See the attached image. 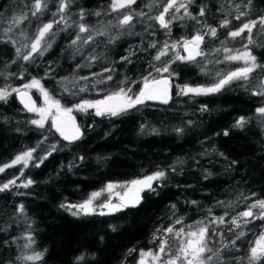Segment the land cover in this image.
Listing matches in <instances>:
<instances>
[{
	"label": "trees",
	"instance_id": "obj_1",
	"mask_svg": "<svg viewBox=\"0 0 264 264\" xmlns=\"http://www.w3.org/2000/svg\"><path fill=\"white\" fill-rule=\"evenodd\" d=\"M34 2L1 1L0 88L12 89L35 78L65 107L104 99L120 87H131L129 94L134 95L149 73L154 78L170 77L174 90L167 103L145 100L117 116H97L93 109L74 112L83 131L75 141L65 140L50 123L43 128L33 125V113L15 95L0 101V166L35 149L23 171L15 166L0 172V186L20 173L23 185L33 181L28 187L15 183L0 191V264H134L135 257L130 255L156 248L160 237L167 240L166 249L174 255L181 244L176 231L204 226L208 247L218 253L209 264H248L249 250L264 232V219L248 218L245 223L239 216L254 202L264 200V116L256 111L264 107V96L253 94L264 79V69L254 71L248 81L234 80L211 95H183L176 92V86L212 85L234 70L237 65L225 59L229 53L224 48L237 52L247 45L257 63L264 65V25L257 23L252 29L251 44L247 31L241 37L227 35L243 23L259 21L264 16V0L250 4L248 0H193L188 11L200 22L180 19L184 9H173L166 19H175L167 29L153 18L166 0H135L115 11L113 0H70V8L63 13L68 24L54 23L55 35L45 38L51 48L25 61L16 48L26 53L29 48L25 46L33 42L37 29L60 19V0H46V8L32 16ZM200 8H205L202 17L198 16ZM240 12L246 15L235 19ZM23 14L28 19L19 27L12 25L13 31L6 34L13 18ZM128 14L133 16L131 23L119 26L118 21ZM224 19L231 21L227 28L220 27ZM79 23L91 30L80 35L91 34L93 39L87 45L81 41L73 46ZM209 27L216 28L217 34L204 35L203 55L176 59L183 54L185 40L198 32L207 33ZM100 31L105 34H96ZM165 43L177 47H169L158 61L155 57ZM165 63L174 75L155 72ZM108 76L112 79L107 80ZM202 107L207 111H201ZM240 117L245 118V126L233 127ZM224 131L229 134L223 135ZM53 145L55 151L48 155ZM157 171H164L166 177L155 182L154 192L144 191L136 207L104 215H73L61 207L88 200L109 182L138 180ZM233 219L239 228L231 223ZM170 227L173 233L165 231ZM241 231L244 235L237 239ZM32 253H41V259H23Z\"/></svg>",
	"mask_w": 264,
	"mask_h": 264
},
{
	"label": "snow or ice",
	"instance_id": "obj_2",
	"mask_svg": "<svg viewBox=\"0 0 264 264\" xmlns=\"http://www.w3.org/2000/svg\"><path fill=\"white\" fill-rule=\"evenodd\" d=\"M193 2V0H166V3L160 13L153 17L160 26L163 28H169L172 17L168 20L165 19L167 14L170 10H175V12H180L181 9H184V15L179 17L180 19H184L185 17L197 20L199 23L197 16H193L189 11V5ZM135 3V0H113L111 5L112 10H118L121 8L129 7L131 4ZM248 3H251V0H248ZM71 2L70 0H60L58 14L60 15L59 20L51 21L48 23L43 24L41 27L37 29L35 38L33 42L25 47H28L29 50L26 53H22L20 48H16V53L19 57H22L23 60L28 61L32 59L33 54L43 55L44 51L48 48H51V42L46 40V37L54 36L55 34L52 33L53 25L59 24L63 22L64 24H68L67 19L63 15V13L70 8ZM44 8H46V0H35V2L31 5V14L32 16H36L38 13H41ZM95 15L99 16L100 13L97 12ZM205 15V8H200L198 12V16ZM245 12H240L239 15L235 17V19H240L241 17L245 16ZM84 13L83 10L80 13L81 19H83ZM28 19L26 14L13 18L11 21V25L9 28L5 29V33H10L13 31L12 25L19 27L20 23L24 20ZM133 20V16L128 14L124 15L121 20L118 21L119 26L129 25ZM231 23L230 20L224 19L220 27L227 28L228 25ZM259 23L260 25H264V16H261L259 21H249L247 23H243L238 29L234 31H229L227 33L228 36L232 38L241 37L245 31L249 33L247 36L248 43L251 44L252 36L251 32L252 29ZM71 26V25H68ZM80 33H91V30L83 23L78 24V32L76 34V38L72 40V45L75 46L78 42H83L85 45L90 43L93 39V35L89 34L86 37H82ZM98 35H104L103 31L96 33ZM210 34L212 37H215L217 34L216 28H208L207 33L201 34L200 32L196 33L190 40H185L181 45L185 51L188 52V56H179L177 55L176 59L179 60H194L197 55H203L202 52L198 51L199 45L203 42L204 35ZM9 42L15 45L16 41L11 40L9 37ZM109 42H113L112 39ZM180 42H177L179 44ZM177 44H173L169 46L165 43L164 48L161 49L158 54L156 55L155 59L160 60L162 56L167 55V49L169 47L176 48ZM151 47H155V44H152ZM219 51V50H217ZM224 52L229 53L225 57L228 61H242L244 66L236 69L235 71L229 72L220 76L216 80L215 83L208 87H191L185 85L184 87L180 88V94L188 95H211L220 92L225 88L226 85L231 84L234 80H242L248 81L250 75L256 71L257 69H264V65H260L256 61V57L252 55L251 50L247 48L245 45L244 51H237L236 54H231L232 50L228 48L223 49ZM94 59V57L90 58ZM123 59L127 60L128 57H124ZM14 62V61H13ZM174 62V61H173ZM170 64L165 63L162 67L155 68V72L157 74L162 73H169ZM203 70V69H202ZM105 71H111L110 69H106ZM174 75V73H169V76ZM219 75V74H218ZM21 78H23L21 76ZM81 79H87V77H81ZM112 77L108 76L107 80H111ZM100 83H104L105 81L101 80ZM37 88L44 96V102L47 105L45 108H38L35 106V103L31 101L30 97H27V90L31 88ZM169 88H170V79L162 78L156 79L149 73L148 76L143 78V87L140 91L134 95H130L129 93L132 92L131 87L127 89L124 87H120L117 91L112 92L111 94L107 95L104 99L100 100H84L79 104L74 105L73 107H62L59 100H52L49 96V93L41 86L40 81L33 78L30 83L25 84L21 88H12L9 90L8 88H0V101H7L8 97L12 95V93H16L20 98L21 102L24 104V107L30 112H36L39 114L40 119L32 120L31 123L33 125H37L40 128L44 127V124L49 116L52 118V128L56 130L65 140L68 141H75L82 137L83 133L81 132L79 126L75 122V117L72 115V112H86L88 109H93L95 115L97 116H117L121 113L126 112L128 109L135 107L138 104H142L145 100H154L160 99L164 103L168 102L169 97ZM86 88H81L80 91H85ZM67 91V89H65ZM254 95L264 96V79H262L259 83L258 90L253 92ZM53 109L54 114H53ZM201 111H207L206 107H202ZM256 111L261 115L264 116V107H260L256 109ZM246 124V120L244 117H240L233 127L236 128H243ZM155 131V130H153ZM177 131H183V129H177ZM229 133L228 131H224L223 135L227 136ZM35 149L29 150L24 152L20 155H17L15 159L12 161L10 165H4V167H0V172L4 171V168L11 167L16 164H23L27 167L28 162L33 158V152ZM51 151H55V146H52V149L48 152V155H51ZM47 156L43 157L40 160V163L43 162V159H46ZM80 159H83L81 157ZM36 166H39L37 164ZM175 170V169H173ZM166 177V173L164 171H157L150 176L145 177L144 179L140 180H133L128 182V184L119 185V187L126 189L123 195H120V203L119 204H112L111 201H107L106 203L101 204L99 207L101 209L107 208L109 212L113 211H120L125 207H136L140 201L142 200L141 193L144 191L154 192L155 188H153L154 181H160ZM33 181L31 179L27 180V182L23 185L24 187H28L31 185ZM10 184H15V180H10L8 183L3 184L0 186V191L7 190ZM117 185L108 184L106 186V190L111 192ZM131 192L132 195L129 196L128 193ZM100 193L96 192L92 194V198L85 201L80 205H61V207H66L68 210L72 208L78 209V211L73 212V215H79L80 212L84 214H89L90 212H94L95 209L92 207L93 200L99 197ZM193 203H195L193 201ZM174 207V206H173ZM254 209H258V212H254ZM20 211H23V206H20ZM99 214L104 215L103 211ZM239 216L244 220L245 223L249 222L248 218L252 219H264V200H259L254 202L251 206H249L248 210L239 214ZM220 223H223V217L218 218ZM177 223H180L178 220ZM231 223L239 228L240 223L233 219ZM167 233H173V228L165 229ZM175 236L179 239V237L183 234V229L176 231ZM208 229L207 226L199 228L197 231L189 232L186 234L187 238L185 241L182 242L178 253L176 256H171V254H167L168 258H165L166 248H167V240H162L160 247L156 252H142L141 253V261L140 264H146V258L150 259L153 264H209L212 260L214 255H218L217 252H213L211 248L208 247ZM222 235V233L220 234ZM244 233L241 231L237 235V239L243 236ZM29 241H31V236L28 237ZM234 245L235 241H231ZM26 247H30L26 245ZM224 247H228V245H224ZM206 253H211V255H207ZM41 253H34L33 255L24 256L23 259L27 261H37L41 259ZM264 259V234H262L255 242L254 246L249 250V257H248V264H259V262Z\"/></svg>",
	"mask_w": 264,
	"mask_h": 264
},
{
	"label": "rangeland",
	"instance_id": "obj_3",
	"mask_svg": "<svg viewBox=\"0 0 264 264\" xmlns=\"http://www.w3.org/2000/svg\"><path fill=\"white\" fill-rule=\"evenodd\" d=\"M113 3V2H112ZM165 19H166V17H165ZM167 20V19H166ZM188 40H190V39H188ZM183 44V43H182ZM181 44V45H182ZM181 49H182V55H180V56H184V57H187L186 55H184V52H183V47L181 46ZM198 51H201V44L199 45V48H198ZM242 52V51H241ZM232 54H236V52H232ZM235 63H236V65H237V67L234 69V70H232V71H235L236 69H238V68H240V67H243L244 66V64H243V62L242 61H234ZM231 71V72H232ZM162 78H168V79H170V77H168V76H162V77H159V78H156V79H162ZM31 81H29V82H26V83H24L23 85H25V84H28V83H30ZM41 84V83H40ZM23 85H20V86H17V87H14V88H21L22 89V86ZM186 85H188V86H191V87H208V86H210V85H189V84H186ZM41 86H42V84H41ZM185 85H177L176 86V92H178V93H180V88H182V87H184ZM43 87V86H42ZM143 87V86H142ZM44 88V87H43ZM45 89V88H44ZM141 89V88H140ZM9 90H11V89H9ZM173 90H174V88H173V85H172V83H171V80H170V88H169V94H170V96L172 95V93H173ZM27 91H29L34 97H35V99H36V103H37V105H36V107H38V108H45V107H47V105L45 104V102H44V96H43V94L37 89V88H31V89H28ZM13 95H15L16 93H12ZM189 95H191V94H189ZM16 96V95H15ZM49 96H50V94H49ZM169 96V97H170ZM50 98L52 99V100H55L54 98H52L51 96H50ZM147 101V100H146ZM151 101H160V102H163L162 100H160V99H154V100H151ZM81 103V102H80ZM61 104V103H60ZM79 104V103H78ZM61 106L62 107H65V106H63V104H61ZM54 109H53V114H54ZM94 111V110H93ZM74 112H76L75 110L72 112V115L75 117V122H76V124H78L79 125V123H78V120H77V118H76V116H75V113ZM33 114V119L32 120H37V119H40V116H39V114L38 113H36V112H32ZM47 123H50L51 125H52V118H51V116H49L48 117V119L46 120V122H45V124H47ZM44 124V125H45ZM54 129V128H53ZM55 130V129H54ZM56 131V130H55ZM58 133V132H57ZM59 134V133H58ZM60 135V134H59ZM61 136V135H60ZM62 137V136H61ZM29 150H32V149H27V150H25V151H23V152H21V153H19L18 155H20V154H22V153H24V152H27V151H29ZM33 156H34V152H33V154H32ZM15 157L16 156H14V158L10 161V162H8V163H6V164H4V165H10V164H12V161L15 159ZM32 160H33V158L28 162V165L27 166H29L30 164H31V162H32ZM4 165H1L0 167H4ZM19 167L20 168V171H23L25 168H27V167H25L22 163L21 164H16V165H13V166H11V167ZM7 168H10V167H6V168H4V170L5 169H7ZM150 175H152V174H150ZM149 175V176H150ZM20 177H22V174L20 173V176L18 175V177H15L14 179H12V180H15V183H18L17 185H23V181H21V178ZM145 178V177H144ZM144 178H142V179H144ZM138 180H140V179H138ZM130 182V181H129ZM155 182L156 181H154L153 182V188H154V184H155ZM114 184V185H117V187H115L111 192H109V191H107L106 190V186L108 185V184ZM108 184H106V186H105V188H103L102 190H98V191H95V192H93V193H96V192H99L100 193V195H99V197H97V198H95L94 200H93V204H92V207L95 209V211L94 212H97V213H100L101 211H103L104 213H106V214H108V213H114V212H116V211H113V212H109V209H107V208H103V209H101L99 206L101 205V204H103V203H106L107 201H111V203L112 204H119L121 201H120V195H123L124 194V192L126 191V189H124V188H121V187H119V185H124V184H128V182H109ZM92 193V194H93ZM143 193V192H142ZM142 193H141V196H142ZM92 194H90L91 196H90V198L89 199H91L92 198ZM130 193H128V195H129ZM88 199V200H89ZM87 201V200H86ZM85 202V201H84ZM84 202H82V203H84ZM141 202V201H140ZM82 203H79L78 205H80V204H82ZM69 205H77V204H69ZM126 208V207H125ZM125 208H123V209H125ZM71 212H75V211H78V209H75V208H72L71 210H70ZM259 211V210H258ZM257 211V212H258ZM80 213H83V212H80ZM90 213H93V212H90ZM198 229H187V230H183V234L180 236V243L182 244V242L183 241H185L186 240V238H187V236H186V234L187 233H189V232H193V231H197ZM263 234H264V232H263ZM261 236V235H260ZM259 236V237H260ZM258 239V238H257ZM256 239V240H257ZM162 240H164L163 239V237H160L159 239H158V246L156 247V248H151V249H148V250H144V249H141V250H138L137 252H135L134 254H132V255H130L131 256V258L132 257H135V263L134 264H139L140 263V261H141V253L142 252H149V251H151V252H156L157 250H158V248L160 247V244H161V241ZM181 244H180V246H181ZM180 248V247H179ZM171 254L172 252H171V250H168V249H166V254H165V258H168V256H167V254ZM177 253H178V251L177 252H175V254L173 255V254H171V256H176L177 255ZM34 253H32L31 255H33ZM146 263L147 264H153V262L150 260V259H147L146 258ZM123 264H128V263H123Z\"/></svg>",
	"mask_w": 264,
	"mask_h": 264
},
{
	"label": "water",
	"instance_id": "obj_4",
	"mask_svg": "<svg viewBox=\"0 0 264 264\" xmlns=\"http://www.w3.org/2000/svg\"><path fill=\"white\" fill-rule=\"evenodd\" d=\"M1 1H2V0H0V4H1ZM183 52H184V55L188 56V52L185 51L184 48H183ZM197 56H198V55H197ZM15 95H16V98H17L18 102L20 103V105H22V106L24 107V104L21 102V98H20L17 94H15ZM169 96H170V94H169ZM27 97H30V98H31V101L35 103V106L37 105L35 97H34L29 91H27ZM24 108H25V107H24ZM25 109H26V108H25ZM26 110H27V109H26ZM31 113H32V112H31ZM77 125H78V124H77ZM78 126H79V125H78ZM79 128H80L81 132L83 133V131H82V129H81L80 126H79ZM129 193H130L129 196H131L132 193H131V192H129ZM142 196H143V193H142ZM139 264H140V263H139ZM146 264H147V263H146Z\"/></svg>",
	"mask_w": 264,
	"mask_h": 264
}]
</instances>
